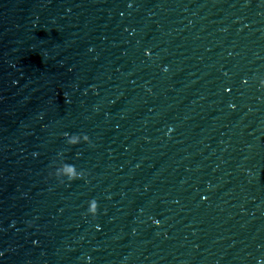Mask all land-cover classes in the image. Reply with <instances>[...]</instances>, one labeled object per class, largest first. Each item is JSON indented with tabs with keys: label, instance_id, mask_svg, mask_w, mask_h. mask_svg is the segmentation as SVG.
Here are the masks:
<instances>
[{
	"label": "water",
	"instance_id": "obj_1",
	"mask_svg": "<svg viewBox=\"0 0 264 264\" xmlns=\"http://www.w3.org/2000/svg\"><path fill=\"white\" fill-rule=\"evenodd\" d=\"M0 264H264V0H0Z\"/></svg>",
	"mask_w": 264,
	"mask_h": 264
},
{
	"label": "clouds",
	"instance_id": "obj_2",
	"mask_svg": "<svg viewBox=\"0 0 264 264\" xmlns=\"http://www.w3.org/2000/svg\"><path fill=\"white\" fill-rule=\"evenodd\" d=\"M148 54L149 53L146 52V55ZM65 136L67 137V143L72 146L78 145L81 142L90 143L89 137L87 135H68L65 133ZM65 169L66 171L63 174L67 176L69 182L83 178V173H78L75 166L66 164ZM98 208V202L95 199L90 200L88 202L87 214L95 218L98 214ZM156 223H158V221Z\"/></svg>",
	"mask_w": 264,
	"mask_h": 264
}]
</instances>
